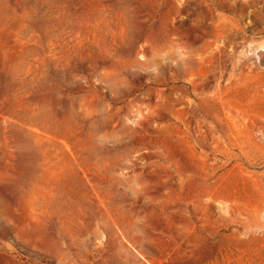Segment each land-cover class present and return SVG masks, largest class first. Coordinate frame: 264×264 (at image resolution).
I'll use <instances>...</instances> for the list:
<instances>
[{
  "label": "rangeland",
  "instance_id": "374dc122",
  "mask_svg": "<svg viewBox=\"0 0 264 264\" xmlns=\"http://www.w3.org/2000/svg\"><path fill=\"white\" fill-rule=\"evenodd\" d=\"M263 56L264 0H0V264H264Z\"/></svg>",
  "mask_w": 264,
  "mask_h": 264
},
{
  "label": "bare ground",
  "instance_id": "6f19581e",
  "mask_svg": "<svg viewBox=\"0 0 264 264\" xmlns=\"http://www.w3.org/2000/svg\"><path fill=\"white\" fill-rule=\"evenodd\" d=\"M263 57H264V56H263ZM259 183H260V182H259ZM260 185H261V184H260ZM261 186H263V185H261ZM261 186H260V187H261ZM261 193H262V192H261ZM262 194H263V193H262ZM261 196H262V195H261ZM260 198H261V197H260ZM262 200H263V199H262ZM263 204H264V203H263ZM258 205H259V204H258ZM258 207H259V206H257V209H259ZM243 216H244V215H243ZM252 226H253V225H252Z\"/></svg>",
  "mask_w": 264,
  "mask_h": 264
}]
</instances>
